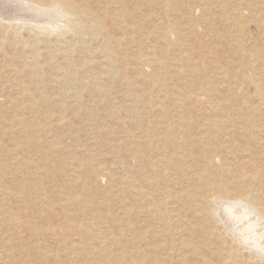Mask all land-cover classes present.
Masks as SVG:
<instances>
[{"label": "rangeland", "instance_id": "obj_1", "mask_svg": "<svg viewBox=\"0 0 264 264\" xmlns=\"http://www.w3.org/2000/svg\"><path fill=\"white\" fill-rule=\"evenodd\" d=\"M0 5V264H264V0Z\"/></svg>", "mask_w": 264, "mask_h": 264}, {"label": "bare ground", "instance_id": "obj_2", "mask_svg": "<svg viewBox=\"0 0 264 264\" xmlns=\"http://www.w3.org/2000/svg\"><path fill=\"white\" fill-rule=\"evenodd\" d=\"M33 6H35V5H33ZM1 7H2V9H4L3 6H1ZM50 8H52V7H50ZM2 9H0V10H2ZM52 9H56V8L53 6ZM2 16H4V15H2ZM258 24H259V22H258ZM237 29H238V27H237ZM236 38H235V41L239 44L240 43V39H241V35L237 34ZM241 54H242L241 55V58L242 57L244 58L245 55H247V54H245L243 52ZM249 56L261 58L260 49L258 50L257 47H255V48L253 47V49L250 52ZM249 56H246L245 58H247ZM233 104H235V102H233ZM229 106H230V102H226V104L224 106V109L225 110L223 112V115H222L221 119L218 120V123H220V124H222V123L224 124L225 123L228 127H230L231 129H234V131H235L236 134H238L240 132V129L239 128H241V127H239V122L242 123L247 128L248 127V124L251 121V117L249 115L243 114V112L241 110H239L237 112H234V113L233 112L231 113V112H229V108H228ZM180 162L181 161L178 159L176 166H178L180 164ZM163 163H165V162H163ZM192 176H194V175H192ZM208 183H209V180L208 179H205V182H203V184H205V185H207ZM213 201H214V199H213ZM236 201H234V202H236ZM217 202L218 201H216V203ZM237 202H238L237 204H239V201H237ZM174 204H175V202H174ZM218 204L219 205L221 204V208H222L221 211L224 212V213L223 212L222 213L225 214V216L229 217L231 220L233 218V220L236 219L237 222H241V224L235 225L234 228H233L234 229L233 233L234 234L237 233V236L236 237H238L241 241L246 242L249 246L255 247L256 246V243L258 242V241L256 242V240H254V239H256L255 237H259L260 238V237H263L264 236V233L262 232V231H264V228H263L264 227V214L262 212L257 211L253 207L254 205L252 206L251 202L247 198H242V202H241V204H239L240 205V208L243 209V213L240 216H238L239 215L238 212H240V211L239 210L238 211L236 210L235 205H233L231 201H228V200L227 201H222L221 203H218ZM163 229H164V227H163ZM77 231H80L78 227H77ZM161 235H163L164 237H166V234L161 233ZM259 242H258V245H259ZM263 243H264V241H263ZM182 247H184L185 249H187V251H190L188 249L189 246H188L187 243H182ZM261 249H262V247H261ZM165 250H166V247L165 246H162V247L159 246L156 249H154L153 251H151V253L152 254H163L162 252L165 251ZM188 256L189 255H184L182 258L178 259L177 262L179 264H186V262H187L188 259H191V258L194 257V256L191 255V258H188ZM171 259H172V257H167L166 259H163V260H164L165 263H167V262H170ZM200 263L201 264H209V262L208 261H205V260H200ZM126 264H161V262L159 260L156 261V258H155L154 255L152 257H151V255L150 256L147 255V256L142 257L140 259V262H137V263H126Z\"/></svg>", "mask_w": 264, "mask_h": 264}]
</instances>
